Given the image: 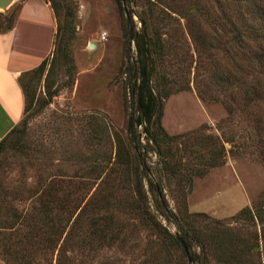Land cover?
I'll return each mask as SVG.
<instances>
[{
  "label": "rangeland",
  "instance_id": "obj_1",
  "mask_svg": "<svg viewBox=\"0 0 264 264\" xmlns=\"http://www.w3.org/2000/svg\"><path fill=\"white\" fill-rule=\"evenodd\" d=\"M21 1L16 0L5 14L0 12V24ZM55 1L60 5V22L69 17L65 7L74 5V27L68 48L71 61L68 64L58 52L59 66L51 75L52 87H58V91L50 102L42 104L44 79L33 83L37 102L28 111L25 129L18 140L9 136L0 151V184L9 185V189L20 186L22 193L29 195L31 190H41L39 178L48 184L51 179L69 177L81 180L78 190L74 188L71 194L85 193L90 187L89 195L110 165L115 141L122 148L128 146L126 126L134 104L132 107L125 89L124 70L128 61H134L136 50L124 29L129 24L135 29L140 27L138 14L149 12L148 2ZM170 13L177 17L178 24L169 16L163 19L160 31L167 42L168 69L164 88L155 91L161 94V124L167 133L176 136L178 155L191 167L190 184H186L184 171L177 176L162 169L161 158L146 146L142 134L140 141L144 147L138 149V154L147 203L162 226L153 229L140 223L134 214L122 213L119 219L123 229L117 240L95 248L87 256L81 247L76 248L75 256L87 257L88 264H199L197 259L188 260L185 248L189 256L190 248L182 249L171 242L169 233L175 235L178 231L171 210L193 234L191 250L200 258L205 255L213 262L219 249L234 245L252 256L251 260L264 264V221L254 216L253 225L248 212L243 210L248 207L255 213L256 208L264 209V100H234L227 89L210 79L214 67L233 63L227 58L231 52L225 50L229 49L231 31L222 32L220 26L216 28L200 14H194L190 18L198 28L194 36L188 17ZM215 28L219 30L217 35L209 32ZM68 69L72 82L67 79ZM247 73L249 79L257 74L251 70ZM22 117L23 114L16 127L22 124ZM220 144L224 145L221 160L215 154H219ZM93 161L99 164L102 175L91 183L97 173L91 168ZM192 168L202 169L203 173L194 174ZM149 178L161 179L165 200L160 195L159 198L165 201V207L156 204ZM55 192L61 194L59 190ZM32 202L31 198L22 199L19 207L27 210ZM6 214L9 219L10 214ZM5 229L0 226V232ZM222 238L225 243L220 241ZM255 244L257 250H247ZM0 264H8L2 253Z\"/></svg>",
  "mask_w": 264,
  "mask_h": 264
},
{
  "label": "trees",
  "instance_id": "obj_2",
  "mask_svg": "<svg viewBox=\"0 0 264 264\" xmlns=\"http://www.w3.org/2000/svg\"><path fill=\"white\" fill-rule=\"evenodd\" d=\"M49 2L56 18L53 40L55 48H52L51 54L38 65L20 75L24 95L22 124L16 127L17 122L1 136L0 151L9 136L18 140L25 129L28 111L32 104L37 102V98H34L33 83L44 79L45 95L42 97V104L50 102L58 91V87H52L51 80L52 73H56L59 66L58 52H61L68 64L71 61L68 48L74 27L72 22L74 5L65 7L64 11L69 17L66 21L60 22V5L55 0ZM147 2L146 11L149 12L138 14L140 27L135 29L127 19L129 25L124 29V35L129 41L130 39L134 41L136 50L134 61H128L124 70L125 89L130 96L131 106L134 104V109L131 108L127 119L126 129L129 138L127 148H122L115 141V153L110 157V165L103 175L99 164L92 162L91 168L97 173L91 183L96 182L100 175L102 177L89 195L90 187L85 193L71 194L74 188L78 190L81 180L74 181L69 177L54 178L48 184H44L42 178H39L37 183L41 185V190H31L29 195H24L20 186L13 185L9 189V185L7 187L0 184V187L4 188L0 191V226L6 228L0 232V253L5 256L8 264H88L87 257L77 259L74 250L81 247L87 256L95 248L117 240L123 229L119 219L122 213L134 214L140 219V223L153 229L161 227L147 203L144 170L140 166L138 154V149L144 147L140 141L142 134L147 140L146 146L148 145L149 149L154 150L161 158L162 169L177 176L184 171L186 184H190L191 167L178 155L180 147L174 143L176 136L167 133L161 124V94L157 92L164 88L165 70L168 69L165 65L168 54L167 42L161 37L160 28L163 19L168 16L178 24L177 17L172 16L171 11L189 18V28L194 36L198 29L190 22L194 14H200L205 22L216 25V28L220 26L222 32L231 31L229 49L225 50L231 52L227 58L233 63L230 66L222 64L220 67H214L210 71V79L223 90L227 89L234 100L255 103L264 100V0H185V3L182 0L170 2L147 0ZM12 18L13 12L4 17L0 28L8 27ZM216 28L209 32L217 35L219 30L216 31ZM250 70L254 75L257 73L251 79L247 73ZM68 72L67 79L72 82V73L69 69ZM29 73L27 80H23ZM217 148L219 154L218 152L215 154L221 160L224 145L220 144ZM193 172L202 174L203 170L196 169ZM148 181L150 188L154 189L156 204L165 207V201L161 200L162 198L165 200L161 179L153 181L149 178ZM53 190H59L61 194ZM27 198L33 200L30 208L20 209L19 203ZM243 210L248 212L247 216L253 225L254 216L264 221V209L256 208L255 213L248 207ZM6 213L10 214L9 219ZM170 215L174 216L178 231L175 235L169 233V238L182 249L184 246L190 248L193 262L197 259L199 264H258L250 259L252 256L243 254L242 248L234 245L219 249L213 262L205 255L200 258V255L191 250L193 234L184 228L180 217L171 210ZM225 233L228 234V231ZM261 233L264 241V226ZM220 241L225 243V238ZM257 249L258 244L247 247L249 251Z\"/></svg>",
  "mask_w": 264,
  "mask_h": 264
},
{
  "label": "crops",
  "instance_id": "obj_3",
  "mask_svg": "<svg viewBox=\"0 0 264 264\" xmlns=\"http://www.w3.org/2000/svg\"><path fill=\"white\" fill-rule=\"evenodd\" d=\"M0 28V138L23 114L20 75L51 54L56 18L49 0H22Z\"/></svg>",
  "mask_w": 264,
  "mask_h": 264
},
{
  "label": "water",
  "instance_id": "obj_4",
  "mask_svg": "<svg viewBox=\"0 0 264 264\" xmlns=\"http://www.w3.org/2000/svg\"><path fill=\"white\" fill-rule=\"evenodd\" d=\"M16 0H0V12L5 14L8 10V8H10V6L15 2ZM127 14V12H126ZM186 249V255L188 257V260L190 259L189 253L187 248Z\"/></svg>",
  "mask_w": 264,
  "mask_h": 264
}]
</instances>
